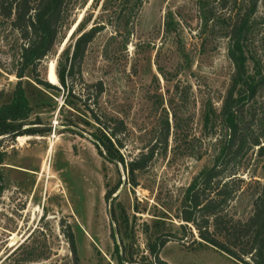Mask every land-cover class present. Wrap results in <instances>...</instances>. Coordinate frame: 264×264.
<instances>
[{"label": "rangeland", "instance_id": "374dc122", "mask_svg": "<svg viewBox=\"0 0 264 264\" xmlns=\"http://www.w3.org/2000/svg\"><path fill=\"white\" fill-rule=\"evenodd\" d=\"M209 1L208 8L216 3ZM228 2L225 11L243 5V0ZM71 5L56 43L37 67L40 79L52 83L49 65L55 69L80 21L84 30L102 28L85 49L77 97L67 96L58 78L52 83L57 88H46L33 80L30 68L24 73L32 112L16 130L21 137L0 136L6 151L0 163V264H13L16 255L10 253L22 243L16 254L31 249L38 257L26 264H72L66 232L79 264H158L157 237L168 230L177 237L160 249L167 264H237L195 233L184 234L175 217L184 189L213 163L218 149L221 134L213 120L234 70L224 22L205 16L200 0H72ZM252 20L245 41L247 70L259 78L264 0ZM23 43L0 18V105L10 100L18 80ZM98 81L103 91L94 103ZM82 89V100L97 115L124 120L121 147L113 145L109 152L97 137L99 129L78 98ZM205 113L211 116L207 125ZM245 116L264 148V82L246 104ZM30 129L35 134H28ZM151 147V161L131 176L127 162ZM239 175L246 184L230 211L244 219L256 192L253 182L264 181V153L249 150Z\"/></svg>", "mask_w": 264, "mask_h": 264}, {"label": "trees", "instance_id": "16d2710c", "mask_svg": "<svg viewBox=\"0 0 264 264\" xmlns=\"http://www.w3.org/2000/svg\"><path fill=\"white\" fill-rule=\"evenodd\" d=\"M214 1L216 2L213 3L214 6L211 5L209 8V0H200V5L205 16L224 22L228 37L227 56L234 70L230 84L222 97L218 120L215 118L213 120V125L221 134V137L216 139L218 149L213 157V163L200 170L184 189L175 217L179 229L184 234L194 236L195 233L200 242L219 249L233 258L237 264H264V181L253 182L256 192L251 201V211L246 218H237L230 211L232 202L246 184V180L239 175L242 159L255 147L259 154L264 153L259 135L245 116L246 104L255 97L258 87L264 82V75L256 78L255 73L248 72V57L245 52V41L252 28V19L259 0H243L240 8H231L228 11L224 10L229 5L228 0ZM71 4L72 0H0V18L8 20L24 41L20 51L21 66L16 75L18 80L10 100L0 105L1 138L21 137L23 133L16 130L32 112L22 81L28 68L32 71V78L37 84L46 88H57L56 85L40 79L36 70L56 43L61 27L70 16ZM77 26L78 34L62 49L55 65L58 81L70 97H77L75 81L81 79L80 65L85 49L102 28L95 24L84 30L81 21ZM257 73L260 74L259 71ZM93 85L94 83L86 85L88 92L86 95L89 94L87 88ZM95 85L97 90L94 103H97L103 85L101 81ZM83 90L85 89H82V92ZM83 96L84 92L78 98L96 123L99 129L97 137L106 146V150L111 152L113 145L121 147L127 132L124 120L105 112L97 115L86 99L82 100ZM203 121L205 125L210 123V113L203 114ZM30 130L28 134H35L34 129ZM168 130L167 125L166 134ZM5 154L6 151L0 149V163H3ZM153 156L154 148L151 147L129 160L127 169L130 175L133 176L136 171L144 169ZM132 180L135 184V179ZM3 188L0 175V195ZM70 234L66 232L65 236L73 256L72 264H79L77 250ZM175 237L176 233L170 230L158 235L159 242L153 251L156 263L167 264L159 257L160 249L168 240ZM21 246L23 243L10 253L16 255L13 264H26L38 258L34 257L31 249L23 254H16Z\"/></svg>", "mask_w": 264, "mask_h": 264}, {"label": "bare ground", "instance_id": "6f19581e", "mask_svg": "<svg viewBox=\"0 0 264 264\" xmlns=\"http://www.w3.org/2000/svg\"><path fill=\"white\" fill-rule=\"evenodd\" d=\"M77 26V25H76ZM49 69H50V76H49V80L52 83H56L57 82V77L55 74V69H54V64L49 65ZM26 138V137H25ZM20 140H23L22 138H20ZM52 145V144H51Z\"/></svg>", "mask_w": 264, "mask_h": 264}]
</instances>
